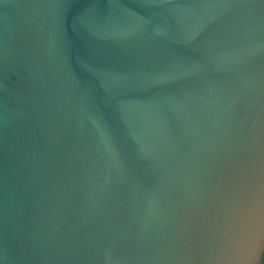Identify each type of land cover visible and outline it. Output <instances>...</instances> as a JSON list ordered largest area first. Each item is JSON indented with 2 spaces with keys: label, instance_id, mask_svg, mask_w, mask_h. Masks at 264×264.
Wrapping results in <instances>:
<instances>
[{
  "label": "water",
  "instance_id": "water-1",
  "mask_svg": "<svg viewBox=\"0 0 264 264\" xmlns=\"http://www.w3.org/2000/svg\"><path fill=\"white\" fill-rule=\"evenodd\" d=\"M264 0H0V264H260Z\"/></svg>",
  "mask_w": 264,
  "mask_h": 264
},
{
  "label": "trees",
  "instance_id": "trees-1",
  "mask_svg": "<svg viewBox=\"0 0 264 264\" xmlns=\"http://www.w3.org/2000/svg\"><path fill=\"white\" fill-rule=\"evenodd\" d=\"M260 264H264V249H263V253H262V256H261V262Z\"/></svg>",
  "mask_w": 264,
  "mask_h": 264
}]
</instances>
